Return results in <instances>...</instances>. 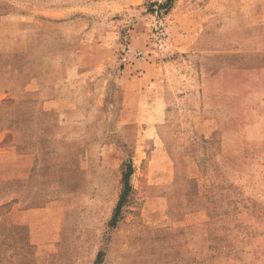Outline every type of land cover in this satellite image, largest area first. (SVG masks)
I'll use <instances>...</instances> for the list:
<instances>
[{
    "label": "rangeland",
    "instance_id": "1",
    "mask_svg": "<svg viewBox=\"0 0 264 264\" xmlns=\"http://www.w3.org/2000/svg\"><path fill=\"white\" fill-rule=\"evenodd\" d=\"M166 2L87 6L98 15L56 21L57 40L22 57L65 77L83 47L91 100L67 131L41 102L0 104V127L19 125L6 145L20 153L25 138L39 156L0 160V264H95L100 252L103 264H264V0ZM70 5L0 0L42 34L48 11ZM96 28L111 36H85ZM129 162L133 192L111 228Z\"/></svg>",
    "mask_w": 264,
    "mask_h": 264
},
{
    "label": "crops",
    "instance_id": "2",
    "mask_svg": "<svg viewBox=\"0 0 264 264\" xmlns=\"http://www.w3.org/2000/svg\"><path fill=\"white\" fill-rule=\"evenodd\" d=\"M75 1L79 7L70 5V7L65 6L62 9H50L48 11L45 16L46 21L43 22L49 25L50 29L47 34H42L40 28H38L41 19L37 18L36 15L20 12L10 14L7 13V10L0 9V104L4 105L10 100H13V102L29 100L41 102L43 104V114L40 115L43 116L48 113L57 115L60 118V126L64 131L71 128L68 125V122L71 121L68 120L73 116L83 115V117H86V115H89L87 111L89 107L84 104L91 99L83 94V87L87 84L90 69V66L83 62L86 49L81 47L77 53L84 54V56L76 57L75 61L67 63L65 77H56L55 71L52 70H55L57 65L48 66L47 69L52 68V70L47 74L44 73L45 70L41 72L44 65L41 67L40 64L36 65L35 62L29 64V59H23L22 57L26 55L34 59L35 53H42L36 43L37 39L42 36L48 37L50 40H57V35L51 30V25L56 21L60 22V26L70 30L74 26L86 24L90 20V15H98L89 14L87 6L95 9H105L104 7L113 9L114 7L115 11H121L125 8L139 6L146 0H91L90 3L85 0ZM73 11H76L77 15L73 14ZM96 20L98 21V18ZM101 20L103 22L112 21V14L102 16ZM94 31H88L85 36L88 37L89 34H95L96 32L105 37L111 36L109 31H103L100 28H96ZM113 34L115 35V33ZM70 35L64 34V37L67 39ZM54 51L56 50L51 48L48 50L49 54ZM28 115L31 114L20 113V117H28ZM40 115L37 114L36 116ZM15 125V128L10 124L0 127V160H30V162L39 160L36 153H25L31 147L34 149V141L21 139L20 148L22 146L23 151H20V153H18L17 142H15L17 145L15 143L6 145L9 134H14L15 131L18 132L19 125L17 123Z\"/></svg>",
    "mask_w": 264,
    "mask_h": 264
},
{
    "label": "trees",
    "instance_id": "3",
    "mask_svg": "<svg viewBox=\"0 0 264 264\" xmlns=\"http://www.w3.org/2000/svg\"><path fill=\"white\" fill-rule=\"evenodd\" d=\"M172 1L173 0H167L166 4L162 6V9H166V10L169 9L170 7L169 4ZM133 174H134V167H133V164L129 162L125 165V170L123 174V189H122V192L119 197V201L117 203V206L114 210V214L109 224L111 228H116L117 224L122 219L123 209L127 205L128 200L130 199V196L133 192V188L131 185V177L133 176ZM104 256L105 254L103 252H100L97 256L95 264H103Z\"/></svg>",
    "mask_w": 264,
    "mask_h": 264
}]
</instances>
